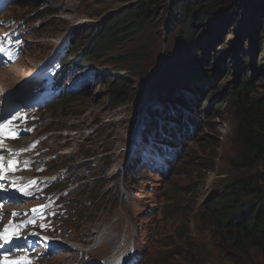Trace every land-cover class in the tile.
<instances>
[{
	"label": "rangeland",
	"instance_id": "rangeland-1",
	"mask_svg": "<svg viewBox=\"0 0 264 264\" xmlns=\"http://www.w3.org/2000/svg\"><path fill=\"white\" fill-rule=\"evenodd\" d=\"M40 1L53 12L36 13ZM190 1L203 7L193 12L192 36L183 41L180 37L186 33L180 32L177 23L179 12L186 7L177 10L170 0L159 5L155 0L5 1L2 22L22 32L28 44L16 63L8 66L10 71L0 68V78L14 73L3 93L12 92L21 84L18 81L34 75L27 74L45 58L52 61L51 66L38 78L53 76L66 57L73 63L59 68L64 69V76L55 96L33 98L45 106L37 132L47 138L44 147L52 167L46 174L68 183L66 189L55 188L60 194L67 193L68 217L61 228L70 251L44 259L42 264H114L120 255L132 252L138 256L136 264H263L253 250L231 254L220 231L208 222L206 208L229 183L252 177L258 169L247 171L241 163L232 105L243 81L250 78L254 95H264V79L259 80L252 70L264 65V26L257 15L253 17L257 0L237 14L221 13L228 6L225 0ZM138 3L147 13L146 20L135 22L137 27L119 37L112 51L94 55L101 32L109 29L113 18ZM210 28L212 38L206 35ZM199 40L210 42L202 48ZM194 52L199 65L185 74L187 82L183 75L171 76L182 54L189 65L195 64L187 56ZM244 58L255 66L243 67ZM170 76V96L183 89H199L200 95L195 101L186 95L176 99L187 119L168 118L176 124L170 127L175 133L163 140L166 155L156 154L157 149L149 146L144 157L148 163L136 161L140 153L134 155V167L121 168L133 151L128 152V143L136 114L155 102L153 96ZM178 76L183 78L177 80ZM212 76L214 81L203 89ZM61 95L71 99H61ZM209 95L212 98L206 106ZM149 109L156 112V104ZM81 118L82 130L64 126ZM110 130L118 146L103 150ZM186 130H190L188 135ZM144 141L139 140V145ZM70 170L75 172L70 174ZM81 223H91L88 236ZM116 223L117 236L112 240L109 229Z\"/></svg>",
	"mask_w": 264,
	"mask_h": 264
},
{
	"label": "trees",
	"instance_id": "trees-1",
	"mask_svg": "<svg viewBox=\"0 0 264 264\" xmlns=\"http://www.w3.org/2000/svg\"><path fill=\"white\" fill-rule=\"evenodd\" d=\"M155 1L159 5L165 4L166 0ZM225 1L228 6L219 8L221 13L226 11L237 14L243 13L252 0ZM170 2L177 10L180 6L186 7L184 12H179L180 21L177 23L180 32L186 33L183 38L180 37V41H183L184 38L192 36L191 21L195 18L193 12L203 6L200 3L194 5L190 0H170ZM256 3L253 17L257 15L258 22L264 26V0H257ZM42 5V1L37 2L36 13L53 12V9L42 8ZM140 5L141 3L130 6L118 17L113 18L109 29L102 31L97 38L96 46L93 48L94 55L112 51L119 37H123L129 33V30L137 27L134 26L135 22L146 20L147 13ZM212 31L213 29L210 28L206 35L212 37ZM69 54L72 52L70 51ZM195 57L196 52L192 53V61L196 60ZM67 61L64 59L60 67L68 63ZM254 64L248 58L243 59V67L247 65L252 67ZM190 68L192 66L187 65L186 71ZM252 70L259 80L264 79V65ZM250 81L251 78L243 81L232 105L238 121L236 134L241 147V163L246 166L247 171L253 170L254 167L258 169L252 177L237 178L229 183L220 195L207 202L206 208L208 222L220 231V237L228 244L231 254H245L253 250L260 255L264 264V95H254ZM262 86L264 88V85ZM63 98L67 99V97ZM211 98L212 95H209L208 100L205 101L206 106L210 105ZM121 105L123 102L115 106Z\"/></svg>",
	"mask_w": 264,
	"mask_h": 264
},
{
	"label": "bare ground",
	"instance_id": "bare-ground-1",
	"mask_svg": "<svg viewBox=\"0 0 264 264\" xmlns=\"http://www.w3.org/2000/svg\"><path fill=\"white\" fill-rule=\"evenodd\" d=\"M51 3H52V1H51ZM208 37H211V36H208ZM202 40H199L198 43L200 45L202 43V45H201L202 48H205L210 41H208V40L202 41ZM188 54H187V56H189L190 63H195L192 66V68L187 69V71H186V66L189 65V62H188L189 60L185 61L184 60L185 59L184 58L185 57V54H182L181 57H183V58H179V61H178V63L180 62V64L178 66L177 65H174L172 67V70H171L172 72H170V75L171 76H173V75H183V77H184L183 82L184 83H186L187 80H188V78L186 77L188 75H185V74L188 73V72H190V71H194V69L199 65V64L197 65V62L199 61V59H197L195 61H192V54L191 53L189 55ZM44 58H41L39 61H43ZM51 63H52L51 60L46 61V58H45L44 59V62H43V67L41 68V70H46L47 68H49L51 66L50 65ZM10 68L11 67H7L5 69L10 71ZM33 69L34 70L31 69L30 73H28L27 75L35 72L38 69V67H36V65H35V67ZM178 71H180V73H182V74H179ZM37 72H38V70L34 74H36ZM11 74H14V73H11ZM11 74L9 73L7 76H4L3 78H0V83H2V86H0V97H2V98H0V100H3L2 101L3 103L6 102L5 99H4L5 97L3 96L4 95L3 92L5 91L8 83H9V76ZM27 75H25V76H27ZM171 76L166 81H164L163 84H160V87L156 91V94L153 96V98L156 97L155 102H152L151 103L152 105L148 106V109H147L148 112H147V110L144 112V115H143V117H142V119L140 121L139 128H138V130L136 132V137L134 139L133 151H132L130 160L128 162L124 163L121 168H126L127 169V168L134 167V166H132V160L134 158V155L137 156L140 153L141 154H140V156L138 158H136L137 159L136 161H140V163H144V162L145 163H148V162H146L148 160H144V157H146V151H147V149H148L149 146L152 147V148H154V149H157L156 150V154H161V153L165 154L164 153V143H163V140L165 138H167V134H168L167 133V128L173 127L176 124V122H182V121H184V120L187 119L186 113L184 112V110H182L179 107L178 103L176 102V99L177 98H180V97H182L184 95H186L190 100L195 101L196 98H197V96H198V94L200 95L201 91L200 90H193L192 88L188 87V88L192 89L194 92H190L188 90H184L183 89L182 93L176 92V95L174 94L173 96H170V93H169V89L170 88H167V87L169 86V82L171 83ZM183 77L178 76V79L177 80H179V79H181ZM25 79H26V77L24 79L22 78L21 81H18V84L19 83H22V81H24ZM213 81H214V76L209 77L206 80V82L203 84L202 88L203 89L207 88L208 86H210V84ZM19 90H21L20 87L19 88H15L14 91L9 94V97H12ZM16 96H18V94ZM154 104H156V112H153V111H151L149 109ZM191 108H192V106H191ZM79 111H81V108H79ZM145 117H148L149 119H154L155 118L156 123L153 124V125H145L144 121H142ZM169 117L176 118L177 119L176 122L175 121L174 122H170L167 119ZM78 120L79 121H73V120L67 121L64 124V126H68V127H74V126H76V127H78L79 130H82L84 128V125H81L82 118L81 119H78ZM189 131L190 130H186L185 134L188 135L189 134ZM112 132H113L112 130H110V131L107 132L106 144L103 145V150H109L110 148H112V149L115 150L117 148L118 145H117L116 137H115V135ZM169 136L171 137L172 135L169 134ZM139 140L140 141L145 140V141L143 142V144L139 145V143H138ZM143 145H145V146H143ZM167 154H173V153H167ZM93 165L94 164H92V166ZM73 169H75V168H73ZM74 172H75L74 170H70L69 171L70 174H73ZM24 204H26V202H24ZM12 209L13 210H17V211H21L23 209V207H21L19 205H11V204L3 205V208H2L1 213H0V227H2V225L5 224L8 221L9 215H10V210H12ZM91 223H88V224L81 223L80 224L83 232L87 236L89 235L87 233V229H88V226ZM38 226H40V223L39 224H35L33 226L30 225V226H28V228L29 229H34L35 227H38ZM118 227H119V223H116V224H113L111 226V228L109 229V231L111 230L113 232V235H114V237L112 238V240L114 238H116V236H117V229H118ZM102 241H105V238L104 237H103ZM22 258L24 259L25 256L13 257L12 255H8V256L5 257V259H8V260L9 259L10 260L13 259L14 261H20ZM30 260H31V264H36L37 263L36 260H33V259H30Z\"/></svg>",
	"mask_w": 264,
	"mask_h": 264
},
{
	"label": "snow or ice",
	"instance_id": "snow-or-ice-1",
	"mask_svg": "<svg viewBox=\"0 0 264 264\" xmlns=\"http://www.w3.org/2000/svg\"><path fill=\"white\" fill-rule=\"evenodd\" d=\"M0 51H2V48H0ZM10 123L11 122H8L7 124H0V147H2L3 140L6 137L7 138H12V139L17 138L16 133L10 130V127H9ZM3 161H4V158L0 157V180L4 179V176H5L7 171H15L16 163H17L15 160L9 161L8 167H7V169H5ZM31 184L34 185L35 182L34 181L31 182ZM18 190L19 191H23L22 188L18 189ZM12 215L13 216H17L19 214L18 213H12ZM29 223L30 224H34L35 221H31L30 220ZM41 227H45V226L41 225ZM14 236L15 237H19L18 227L15 226V225H11V226L5 227L3 229V231L0 232V241L8 242L9 239L11 237H14ZM4 264H31V262L22 258L20 261H8V260H5Z\"/></svg>",
	"mask_w": 264,
	"mask_h": 264
},
{
	"label": "water",
	"instance_id": "water-1",
	"mask_svg": "<svg viewBox=\"0 0 264 264\" xmlns=\"http://www.w3.org/2000/svg\"><path fill=\"white\" fill-rule=\"evenodd\" d=\"M144 112L140 111L136 114L135 118H134V124H133V127L131 128V134H130V141H129V148H131V144H132V139H133V135L138 127V123H139V120L141 118V116L143 115Z\"/></svg>",
	"mask_w": 264,
	"mask_h": 264
},
{
	"label": "clouds",
	"instance_id": "clouds-1",
	"mask_svg": "<svg viewBox=\"0 0 264 264\" xmlns=\"http://www.w3.org/2000/svg\"><path fill=\"white\" fill-rule=\"evenodd\" d=\"M42 8H46V7H43V5H42ZM36 12V11H35ZM67 59V58H66ZM68 60V59H67ZM13 65V64H12ZM128 145H129V143H128ZM130 148H128V150H129Z\"/></svg>",
	"mask_w": 264,
	"mask_h": 264
}]
</instances>
